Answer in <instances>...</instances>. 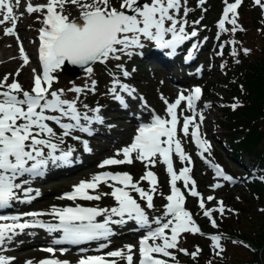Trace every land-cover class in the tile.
Masks as SVG:
<instances>
[{"label":"snow or ice","instance_id":"1","mask_svg":"<svg viewBox=\"0 0 264 264\" xmlns=\"http://www.w3.org/2000/svg\"><path fill=\"white\" fill-rule=\"evenodd\" d=\"M225 7L217 23V39L222 33L243 30L238 25V8L242 0L228 3L224 0ZM74 5L79 10L77 18H70L66 14V5ZM201 5L204 0H200ZM254 5L264 10V0H253ZM20 0H0V25L11 24L4 27L5 36H15L18 43L19 36L16 32L20 17L14 9L19 7ZM185 0H46V3L32 5L28 3L25 11L28 15L42 14V27L39 29L38 60L40 71L33 69L32 86L25 90L15 78L21 74L24 66L30 63L25 49L20 43L19 58L23 62L16 70L12 82L8 83L9 75L0 79V209H7L13 201L30 203L33 197L32 189L25 188V176L39 177L51 163L69 164L72 149L63 151L59 145L64 142V137L72 132L79 131L91 135V125L103 123L99 106L88 109L84 105L82 112L78 107L82 89L70 88L67 91L74 93L72 99L65 98L64 89H55L54 83L58 80L56 73L66 63L79 66L89 77L94 72V65L106 64L109 60L119 61L122 56L131 57L134 49H143L144 42H151L156 47L170 50L174 53L186 41L198 36L197 30L190 33L186 31L188 9L184 6ZM183 8V16L180 15ZM23 15V14H21ZM198 24L199 21H194ZM231 25V29L225 25ZM235 45L236 41H228ZM198 44H193L188 57L198 49ZM221 50L224 45H219ZM245 55L249 49L242 50ZM222 55V51L218 53ZM232 56L237 55L233 48ZM239 61H237L238 63ZM128 75L127 72L124 73ZM118 83V82H117ZM117 83L109 90L113 98L121 105L124 99L116 94ZM93 91L96 81H91ZM120 92L133 96L134 89L127 85H119ZM202 90L197 87L191 94L178 95L174 102L161 97L166 105L165 116L151 112L148 122H142L136 129L135 135L128 145L118 149L113 157L103 160L98 167L103 169L109 166L131 165L140 162L145 171L140 180H135L127 172L104 171L94 174L88 180H82L74 185L68 193L58 197L68 201H99L103 196H110L115 206L110 208L83 207L76 204L74 207L57 208L53 206L48 213L29 212L23 216L33 217L32 220H23L21 215H0V252L4 251L16 236L26 229L40 228L49 234L61 233L59 239H54L53 244L80 245L93 241H105L99 249L109 246L110 238L114 235L112 225L123 226L133 222L139 229L144 230V235L139 239L138 264H169L170 258L176 260L173 250L190 255L196 260L201 254L197 247L191 253L180 248L183 234H199L204 236L199 226L193 220L192 214L186 209V196L177 182L183 183V189L191 197L198 198V207L206 217L211 227L218 229L219 225L213 213H219L223 218L227 212L234 213L233 209H226L223 201H216L217 207L207 208L204 198L197 191L195 180L191 177L192 158L185 152L178 133L184 138L191 137V142L199 150L200 156L214 171L215 177L225 182H233V177L227 175L218 164H212L205 153L209 152L210 145L203 139L201 125L205 119L203 114H198L195 102L201 98ZM141 99H143L141 97ZM182 102H186V109L191 115L185 116L180 110ZM207 107V105L205 106ZM235 110L238 105H231ZM91 111L92 115L88 112ZM198 116V119H197ZM181 117L182 126L180 125ZM56 125L61 134L58 135L51 124ZM83 122V123H82ZM191 126V131H190ZM79 139V137H75ZM88 151L87 143L84 144ZM59 153V154H57ZM120 156L122 158H116ZM186 166L179 172L174 169L173 157ZM162 164L166 168L170 193L166 196L158 191L159 181L157 175L150 170ZM20 182H17V181ZM146 182L148 188L141 187ZM101 185L111 189L110 192L101 193ZM223 185H211L213 190ZM19 193V195H18ZM132 193H135L134 196ZM39 192L36 193V196ZM163 196L166 204L163 205L161 215L149 217L148 210H155L154 197ZM139 197V200L136 197ZM23 197V199L21 198ZM213 196H208L207 201L212 202ZM139 201L144 202V206ZM264 211V209H261ZM49 215L55 222H43L37 217ZM102 217V221L98 220ZM210 241V248L214 254L221 257L225 248L223 241L227 239L223 233L212 234L206 237ZM233 244H243L241 241L232 240ZM245 248L249 247L243 244ZM44 251L52 254L56 249L48 247ZM63 253L64 249H60ZM135 246L125 245L123 249L107 252L105 255L84 256L78 264H134ZM14 258L0 255V264H12ZM26 264H32L31 261ZM39 264H68L55 258L39 261ZM208 264H212L211 261Z\"/></svg>","mask_w":264,"mask_h":264},{"label":"rangeland","instance_id":"2","mask_svg":"<svg viewBox=\"0 0 264 264\" xmlns=\"http://www.w3.org/2000/svg\"><path fill=\"white\" fill-rule=\"evenodd\" d=\"M205 2L206 0H204V3ZM233 2L234 0H228V3ZM28 3H31L35 6L46 3V0H20L19 7L14 9L16 15L20 17L19 23L16 27V29H18L16 32L19 36V41L21 42L20 36L24 39L29 38V40L25 43V45L28 46L25 47L30 51V56H32L33 60L35 59L34 62L29 63L27 66H24L28 69V73L21 71V74L18 77H15L25 90H30L32 86L33 69L35 68L37 69V71H40L38 60V36L39 29L43 26L41 23V13H33L32 15H28L26 13L25 9ZM184 6L188 9L189 13L190 8H193L194 6L206 8L209 6V4L201 5L200 0H185ZM224 7V0H216L214 6L212 7L210 5V9L205 14L199 12L195 20H191L188 15L186 17L188 21V25L186 26V31L188 27L187 32L190 33L193 29H195L197 31L203 30L202 32L204 33L205 31L209 30L206 33V38L204 34L200 35V37H195L188 42V44L192 46L193 44H196L195 40L202 39L203 43L208 45L203 48L201 47V49L198 48L195 50L197 54L196 56L200 57L198 60H201L202 62L199 63V65L194 66L193 68L202 66L205 67L202 75L197 76L193 74V78H198L197 81L191 82L188 80L186 84H184V86L179 88L177 83L172 82L171 73H169L166 68L161 66L159 63L146 60L142 62L141 67L145 68L142 77H128L127 83L123 82L117 84L116 94L123 97L125 102L124 105H121L113 98V96H111V99L107 103L108 105L106 107H100V115L103 118V123H94L93 125H91V135L81 133L79 131H74L70 135L72 136V138L68 136L67 138H64V142L67 143V145L65 148L61 146L60 149L63 151H67L69 149L73 150L72 156L70 158L71 162L69 164L57 165H53L50 163L43 171V174L41 176L22 177L21 179H27L28 181V183L25 184L24 187H30L33 190L31 195L35 198L32 199L30 203L13 201L9 209L24 210L26 213H48L53 206L57 208H64L65 205L69 203L63 202L58 197L62 196L64 192L70 190L76 181L80 182L82 180H88L94 174L104 171L113 173L127 172L130 173L135 180H140V177L145 171L144 165L140 162H134L131 165L109 166L103 169L99 168L98 165L103 160L113 157L118 149H122L124 146L128 145L130 135L136 132V129L141 122L149 121V114L151 112L161 113L163 116L166 115V105L164 104V101L161 97L171 103L174 102L180 94H183L185 96L190 95L192 90L197 87L202 90V94L201 98L195 102V108L198 114H203V116L205 117L201 125V132L203 133L202 138L207 140L210 145L209 152L205 153L204 155L212 164H218L225 173H227V170L234 171L236 169V166L232 164L231 160H229L226 152L218 146V141L215 138L221 131L218 126L219 121L224 122L225 120L223 119L224 113L222 110V108L226 106L225 101L231 100L232 97H237L239 100L245 101L246 96V94H241L239 92L236 93V91L231 90V88L229 87V79L220 71V69L223 67V62L221 60L220 54H218V49L219 45H221V41L220 39H216V32L218 31L217 23L219 21L220 12ZM66 14H69L70 18H77L79 15V10L74 5H71L69 3L66 5ZM180 15L183 16V8L181 9ZM204 15L205 19L203 21ZM256 17L258 20H256ZM194 21L201 22L200 24H194ZM238 25L243 30H237L236 33L238 32V35L243 34V36L247 39L246 42H241L237 37L238 42L242 48L246 47L245 49L250 50L249 54H247L246 56H251V54L254 52L253 50L255 49V43H257V46L260 45V47L264 45L261 37L259 36L261 33L258 35V30H260L264 34V10H262L259 6L254 5L253 0H242V3L238 8ZM256 33L258 36L256 35ZM253 36L254 38H257V41H255ZM0 38H2L1 33ZM14 41L17 44L15 52L20 63H15L9 67H0V79H3L5 75H9L10 78L8 83L12 82V78L16 73V70L20 68L23 63L19 58L20 43H18L15 36ZM0 45L2 44L0 43ZM136 51L138 53L139 49H136ZM182 54H184V52ZM191 65L192 64L189 63L187 68L191 69ZM227 68V71H230V77L236 79L235 68ZM185 70L186 69L183 68L182 71V68H179L180 72L182 71L184 73H187ZM59 72L60 70H58V72L56 73L57 77L58 75H61ZM175 73H178L177 75L180 76L178 71H176ZM93 76L95 77V74L89 77L87 73H82L72 81H77L76 84H81L84 86H87L89 83L88 86H90L91 81L93 80ZM193 78L190 79L193 80ZM239 81L242 82V78L239 77ZM120 84L127 85L129 89H134L135 92L133 93V96L130 97L127 95V93L120 92ZM112 87L113 83L110 86V89ZM141 97L143 99H141ZM206 105L207 107H205ZM95 107V105H91V107H89L88 109H93ZM83 111L84 110H82V112ZM179 111H183V114L185 116L191 115V113L186 109V102H182ZM88 114L92 115V112L89 111ZM182 120L183 117H181L180 125H178V127L182 126ZM51 126L55 131L61 132V130L56 125L51 124ZM75 137H79V139H75ZM178 137L181 139V143L185 152L192 158V172L190 173V175L195 180L197 191L204 198L207 208H215L217 207L216 201H223L226 209L234 208L233 210L235 212V216L232 212L226 213L229 214L228 218L230 219L236 217V214H241L240 218L242 220L244 217H248V215L252 217L259 216L262 218V216L264 215V211H261V209H264V200H261L259 202L253 201L251 198V189L248 190L247 187L241 185H237L232 188L222 186L219 189L213 190L211 188V185L220 183V180L215 177L212 168L208 164H206L204 160L200 158V156L197 155V152L199 150L192 144L191 137L189 136L187 138H184L182 133H178ZM85 142L87 143V147L89 149L88 151L85 150ZM227 145L228 144L225 143L226 147ZM116 158L119 159L122 157L116 156ZM214 158H219L220 163L214 161ZM173 160L174 169L177 172H179L182 167L186 166L187 162L182 165L179 159L175 156L173 157ZM244 160L245 162H247V157ZM150 170H152L158 177V191L163 193L164 196L168 195L170 193V189L168 186L169 178L166 174L165 166L162 164H158L156 167H153ZM55 171H58L59 175H55L56 178H52L50 176V173ZM17 182L20 181L18 180ZM140 186L144 187L145 189L148 188L146 182L141 183ZM177 186L180 187L184 192V195L187 199L185 207L192 214L193 220L199 226L201 231L208 235L218 234L216 231L217 229H214L211 226L207 227V225L211 224L209 220L203 216L202 211L199 209L198 198L189 196L187 194V191L183 189L182 182L178 181ZM99 191L101 193H107L110 192L111 189L107 186L101 185ZM37 192H39L38 196H36ZM132 194L136 196L135 193ZM262 194L264 199V191H262ZM208 196H213L215 197V199L212 202H208ZM21 198L23 199V197ZM136 198L139 200L138 196ZM139 202L141 203V205L144 204L143 201ZM73 204H80L83 207L100 208H110L115 206V202L110 196H103L99 201H82L75 202ZM164 204H166V201L163 199V196L156 195L154 197L155 210L147 211L149 217L151 218L153 216L161 215L163 212ZM213 215L216 220L221 218L219 213H213ZM240 218L233 223V226L234 228L242 227V230H245L246 227L244 225V221H242ZM32 219L33 217L28 218V220ZM36 219L53 220V218L49 215H43L37 217ZM102 219V217L98 218V220L100 221H102ZM258 220L259 219H257V221ZM133 226L137 227L133 222H129L123 226L112 225L114 235L110 238L108 252L117 249H123L125 245H133L135 246L134 264H137L136 257L138 256L139 247L136 240V233L140 229L133 228ZM130 227L135 230L132 232H127ZM41 235L42 234H38L36 231L25 230L23 233L16 236L14 240L7 245L5 250L0 252V255L14 258L12 260V264H26V262L28 261L37 263L43 259L48 258H55L61 261H67L68 264H75V257L77 258L78 256H80V253L70 252L66 249H64L63 253H61L60 249L62 248L53 247L56 249L54 256L45 254L46 251H44V249L50 247L47 246V240L49 238ZM41 239H44V242H32ZM183 239H185L186 241L183 242ZM181 242H183V245H185V247L189 249L194 244H203L204 241L198 240L193 236V234H183ZM226 245L228 246V249L226 251L231 253V255L235 256L238 252V257L240 259L244 258L243 253L241 252L242 249L240 250L238 248L235 249L234 247H229L228 243ZM16 254L18 257L16 256ZM182 260H184V257L182 258ZM120 264H124V262L121 261Z\"/></svg>","mask_w":264,"mask_h":264},{"label":"trees","instance_id":"3","mask_svg":"<svg viewBox=\"0 0 264 264\" xmlns=\"http://www.w3.org/2000/svg\"><path fill=\"white\" fill-rule=\"evenodd\" d=\"M215 2L216 0H206L203 4H209L208 7L194 6L190 8L188 17L191 20H195L199 12L205 14L210 9V5L213 7ZM204 19L205 15L203 21ZM256 20H258L257 17ZM200 22L201 21H199L198 24H200ZM225 27L231 29L232 26L227 24ZM202 31H197V37L205 34L206 38L208 30L204 33ZM258 31V35L261 33L259 36L264 43V34L260 30ZM237 37L241 42L247 41L246 37H244L243 34L238 35V32L232 34L231 31H228L222 33L219 37L220 43L224 45L222 50L220 47L218 49L219 53L222 51L220 57L223 62V67L220 71L229 79V87L231 90L236 91V93L246 94L245 101H241L237 97H232L231 100L225 101L226 106L222 108L224 113L223 119L225 120L224 122L219 121L218 126L221 131L215 138L218 141V146L226 152L227 157L231 160L232 164L236 166V169L234 171L227 170L226 173L233 177V182L229 183L220 179V183L228 188L237 185L245 186L248 190L251 189L252 200L259 202L264 200L262 194V191H264V45L260 47V45L257 46V43H255L254 52L251 56H246L242 51L246 47L242 48L240 46ZM254 39L257 41V38ZM189 41L179 46L175 53H171L170 50L160 49L153 43L146 41L144 42L145 47L139 49L138 53L136 49H134V54L131 57L122 56L119 61L112 59L103 65L97 63L94 65L93 72V74H95L93 80L96 81L94 91L92 84H90V86H88L89 83L87 86L76 84L77 81L74 82L63 75H58V80L54 83L53 87L55 89H64L65 98L67 99H72L75 96L74 93L68 92V89L80 87L83 90L78 103V107L81 111L85 110L84 105H87L88 108L91 107V105L106 107L108 101L111 99L110 97L113 96L109 93L112 83H127L128 77H142L145 68L141 67V63L145 60L159 63L172 72L177 66L176 63L180 62V54L185 52L188 47H191V45L188 44ZM228 41H236L237 43L232 45L229 44ZM195 43L198 44L199 49L208 46L203 43L202 39L195 40ZM233 48L237 51L235 57L231 55ZM195 53L196 51L194 52L196 56L197 54ZM164 54L173 56L172 60L166 58ZM195 61L196 60L193 58L192 62ZM237 61L239 62L237 63ZM197 62L201 63L202 61L197 60ZM227 67L235 68L236 79L230 77V71H227ZM125 72L128 73L127 76L124 75ZM171 74L174 75L173 73ZM239 77L242 78V82L239 81ZM174 78L179 81L185 79L183 74L175 76ZM233 104L238 105L235 110L231 107ZM56 133L58 135L61 134L59 131H56ZM225 143L228 144L227 147ZM65 145L67 144L63 142L59 146ZM246 157L247 162L244 160ZM214 161L220 163L219 158H214ZM228 215L229 214H225L223 218L217 220L219 225V228L216 230L217 233H223L224 236L227 237V239L223 241L225 251L221 257L216 256L210 248V241L206 238L208 234L204 233V236L195 234L193 236L200 241H204L203 244H194L188 249L183 245V242L186 241L183 239L184 241H180L179 247L187 249L189 253L199 247L202 251L198 258L193 260L190 255H185L182 252L173 250L176 260L172 261L170 259L172 263L169 264H208L209 261H211L212 264H264V215L262 218L248 215V217H244L243 220L240 218L241 214H236V217L232 219L228 218ZM233 215L235 216V214ZM239 218L244 221L245 230H242V227L234 228L233 223ZM257 219L259 220L257 221ZM210 226L211 225H207V227ZM232 240L241 241L243 244L249 245V247L245 248L243 244L239 243L233 244L231 242ZM227 243L229 247L242 249L241 252L244 258L240 259L238 257V252L233 256L226 251L228 249ZM183 257L184 260H182Z\"/></svg>","mask_w":264,"mask_h":264},{"label":"bare ground","instance_id":"4","mask_svg":"<svg viewBox=\"0 0 264 264\" xmlns=\"http://www.w3.org/2000/svg\"><path fill=\"white\" fill-rule=\"evenodd\" d=\"M16 14V13H15ZM2 18V17H0ZM18 23H19V20H18ZM17 23V24H18ZM11 27L10 26V23L7 24V25H0V33L2 35V38H0V43L2 45H0V67H9V66H12L13 64L15 63H20V61H18V57L16 56V42L14 41V36H5L4 35V27ZM18 29H16L17 31ZM20 39H21V42H22V46L23 48L25 49V52H27V56L30 58V63L34 62L32 56H30V51L26 49L25 46H28V45H25L26 41L29 40V38L27 39H24L20 36ZM23 39V40H22ZM20 42V43H21ZM27 50V51H26ZM29 53V54H28ZM25 73H28V69L26 67H23V70ZM137 123V122H136ZM136 125V124H135ZM135 127V126H134ZM40 238V237H39ZM40 241H43V239L41 240H38L37 242H40ZM34 242V241H32ZM47 255L49 256H54L55 253H46ZM69 255V254H68ZM17 256V254H16ZM20 256V255H19ZM18 257V256H17Z\"/></svg>","mask_w":264,"mask_h":264},{"label":"water","instance_id":"5","mask_svg":"<svg viewBox=\"0 0 264 264\" xmlns=\"http://www.w3.org/2000/svg\"><path fill=\"white\" fill-rule=\"evenodd\" d=\"M84 71L79 67L71 64H65L61 68V74L70 77L72 80L76 79Z\"/></svg>","mask_w":264,"mask_h":264}]
</instances>
